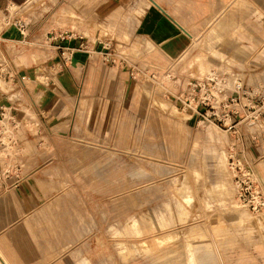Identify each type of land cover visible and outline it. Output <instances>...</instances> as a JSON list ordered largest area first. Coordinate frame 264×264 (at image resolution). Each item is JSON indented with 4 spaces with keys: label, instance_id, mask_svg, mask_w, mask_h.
<instances>
[{
    "label": "rangeland",
    "instance_id": "374dc122",
    "mask_svg": "<svg viewBox=\"0 0 264 264\" xmlns=\"http://www.w3.org/2000/svg\"><path fill=\"white\" fill-rule=\"evenodd\" d=\"M26 1L0 0V31L27 25L21 45L0 43V109L26 107L39 157L63 158L61 190L85 204L87 241L97 236L87 248L103 264H264V207L239 199L264 197V0ZM154 7L183 31L176 59L146 45ZM113 10L114 31L101 32ZM63 32L87 47L82 67L57 74L49 39ZM212 75L210 97L198 85ZM1 121L32 120L9 110Z\"/></svg>",
    "mask_w": 264,
    "mask_h": 264
},
{
    "label": "crops",
    "instance_id": "0c3cea01",
    "mask_svg": "<svg viewBox=\"0 0 264 264\" xmlns=\"http://www.w3.org/2000/svg\"><path fill=\"white\" fill-rule=\"evenodd\" d=\"M122 1L107 0L106 4L117 7ZM136 8H139L138 4ZM133 10L132 5L131 11ZM117 14V10H113L107 19L100 23L101 32L114 31ZM1 15L3 16L4 12L0 9ZM141 30L143 35L148 36V39H145L147 47L153 49L155 45H162L163 52L169 59H176L186 47L178 37L183 33L181 27L161 8L146 10ZM17 31H0V43L12 42L21 45L26 38ZM120 35L125 37L124 33ZM77 44L71 42V46L77 47ZM55 48L52 46L55 51V63H52L51 68L57 74L67 72L68 68V73H71L73 65L80 68L84 64L78 56L81 50L86 48L77 49L71 61L66 64H62L60 52ZM155 53V57H152L167 60L162 53ZM16 60L26 63L29 57L18 55ZM97 70L98 66L91 67V71ZM62 79L70 89L71 78ZM46 81L47 84L53 83L50 78ZM131 91L132 94L137 93L134 87ZM39 96L48 95L45 91H40ZM9 110L15 114H24L32 121L0 123V264H103L105 261H101L104 257L102 252L92 250V246L87 248V242L91 239L87 241L85 204L81 206L80 202H71V194L61 190V179L70 177V172L61 165L55 166L54 163H61L63 158L56 153L39 157L35 138L38 135L37 124L33 121L31 112L26 107H10L5 108V114H8ZM57 127L65 130L66 122L60 121ZM180 140H174L175 149L181 146ZM110 233L115 235L111 227ZM96 237L93 236V242ZM98 240L101 241V236ZM120 259L123 264L128 262L122 256Z\"/></svg>",
    "mask_w": 264,
    "mask_h": 264
},
{
    "label": "built area",
    "instance_id": "2783aa9c",
    "mask_svg": "<svg viewBox=\"0 0 264 264\" xmlns=\"http://www.w3.org/2000/svg\"><path fill=\"white\" fill-rule=\"evenodd\" d=\"M26 26L27 25L23 22H17L15 24V27L17 28V30L19 31L20 35L23 38H26V36H27V30H26L27 27ZM49 40L51 41L50 45L53 47H56L55 49L60 52L62 64H66L69 61H71V58L77 49H85L86 48V43H84L82 41L83 39L81 37H75L74 34H72V33L69 34L68 32H63V33H60L58 35L51 36ZM71 42L78 43L77 44L78 46L77 47L71 46ZM64 43L66 45H64ZM113 61L114 60H111V62H113ZM22 79L24 80L25 77H22ZM205 79H206V81L204 82V84H202V86H200V85H198V86L200 87V90L209 91L210 92L209 96L211 97L212 93L214 92V89L219 84V82L218 83L214 82V80H216V79L213 75L209 78L207 76ZM213 82H214V85L212 86L211 83H213ZM196 88H197V86L193 85V91ZM212 99L214 101L213 97H212ZM205 101L207 103H205ZM205 101L202 102V104L205 106H210L209 104H211V103L209 102V98L205 99ZM214 103L217 104L218 102L215 100ZM4 117H5V109L1 108L0 109V123H3L1 120H3ZM258 193L259 192H257V194H256L257 200H255V197H252L253 198L252 201L248 200L246 202L245 199L242 198V193L240 192V189H239V199H242L243 204L249 205V207H251L252 211H259L260 209H262L264 207V197Z\"/></svg>",
    "mask_w": 264,
    "mask_h": 264
},
{
    "label": "bare ground",
    "instance_id": "6f19581e",
    "mask_svg": "<svg viewBox=\"0 0 264 264\" xmlns=\"http://www.w3.org/2000/svg\"><path fill=\"white\" fill-rule=\"evenodd\" d=\"M30 1H31V0H30ZM30 1H29L27 4H29V3H30ZM3 16H5V14H4ZM239 208H241V207L239 206Z\"/></svg>",
    "mask_w": 264,
    "mask_h": 264
}]
</instances>
